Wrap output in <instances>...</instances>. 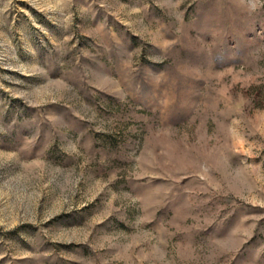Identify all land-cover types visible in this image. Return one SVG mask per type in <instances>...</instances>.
I'll return each mask as SVG.
<instances>
[{
  "label": "rangeland",
  "instance_id": "rangeland-1",
  "mask_svg": "<svg viewBox=\"0 0 264 264\" xmlns=\"http://www.w3.org/2000/svg\"><path fill=\"white\" fill-rule=\"evenodd\" d=\"M0 264H264V0H0Z\"/></svg>",
  "mask_w": 264,
  "mask_h": 264
}]
</instances>
